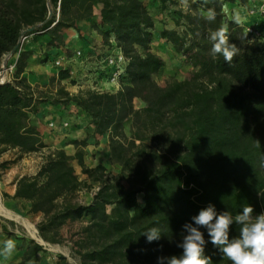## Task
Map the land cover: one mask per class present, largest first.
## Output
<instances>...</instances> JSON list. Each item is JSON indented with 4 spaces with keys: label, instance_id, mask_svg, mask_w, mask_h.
I'll list each match as a JSON object with an SVG mask.
<instances>
[{
    "label": "trees",
    "instance_id": "obj_1",
    "mask_svg": "<svg viewBox=\"0 0 264 264\" xmlns=\"http://www.w3.org/2000/svg\"><path fill=\"white\" fill-rule=\"evenodd\" d=\"M179 1L186 8L170 11L168 4ZM224 1L246 0H0V66L5 54L18 53L12 80L0 83V153L48 147L30 116L42 105L70 103L90 119L94 133L107 135L110 162L119 166L112 174L102 164L85 165L82 149L72 155L49 149L34 174L17 179L12 196L2 194L40 215L36 229L43 241L60 243L65 223L82 222L67 238L78 264H157L160 255H179L182 226L209 204L218 213L236 215L245 205L264 212V39L248 38L224 15ZM95 7L102 43L112 40L128 58L119 88L70 94L63 87L52 92L31 85L23 71L33 53L19 49L20 35L30 28L28 36L44 33L41 45L56 52L43 51L34 60L49 62L66 46L63 29L91 17ZM209 10L213 21L206 19ZM160 13L176 27H157L154 15ZM222 25L239 48L231 64L211 54L210 34ZM154 30L191 66L187 77L170 76L163 85L154 80L164 65L150 50ZM70 78L69 69L60 68L50 82ZM134 99L143 106L135 108ZM72 159L85 180L75 174ZM90 184H96L91 201L78 202L77 193ZM152 227L161 239L149 243L142 234ZM2 229L8 240L13 232ZM201 231L212 264H229L207 230ZM237 235L233 224L230 237ZM18 246L20 264L45 252L31 238ZM55 264L70 263L60 254Z\"/></svg>",
    "mask_w": 264,
    "mask_h": 264
},
{
    "label": "crops",
    "instance_id": "obj_2",
    "mask_svg": "<svg viewBox=\"0 0 264 264\" xmlns=\"http://www.w3.org/2000/svg\"><path fill=\"white\" fill-rule=\"evenodd\" d=\"M180 4L178 6L184 7V1H179ZM264 2V0H246L245 4H241L238 1H224L222 4V11L224 15L239 24L240 26L251 25L256 22L261 29L264 28V17H259L257 15H249L247 12L248 7L250 6H259L260 3ZM163 15L165 19L163 18ZM155 22L157 27L164 28H174L176 27L173 22L169 19V17L164 14H155ZM237 17H239V22H237ZM160 18H163V23L158 22ZM100 15L99 8L95 7L93 9V15L87 19H82L76 22L75 27L64 28L62 31L63 34V44L66 45L69 49H76L79 47H85L86 45L91 44H99L105 40V37L100 33L99 29L100 25ZM158 41H164V39L159 38L157 30L153 31L152 41L150 43V50L160 55L159 49L155 46ZM22 49L32 51V56L30 61L25 67L23 71V75L26 77L27 81L31 85H46L49 81L50 76H56L58 69L49 67L48 62H36L34 60L37 55L41 52L45 51L48 54H54L56 52L55 49H46L44 45H39L32 40H27ZM14 54L11 55L10 60L14 61ZM50 68V70L48 69ZM82 88V86H79ZM52 105H42L40 110L30 116V123L34 125L39 131L40 135H44L42 140L50 145V148H62L67 154L72 155L76 150L74 149V144L70 138H80L85 139L86 144L80 146L83 150V162L87 164L89 167H93L97 164L104 165L106 161L109 160V150H108V139L106 134H96L93 132V126L90 123V119L83 113H81L78 119L74 121H70V125L74 128V130L70 132L60 131L57 134H46V127L44 122L46 119L48 120L52 117V113L54 112L52 109ZM49 108V109H48ZM76 111H79L77 107H75ZM48 110L51 114H49ZM65 118V117H64ZM77 124L75 127L74 124ZM11 159L10 163L7 164L6 170V179H3V183L5 185L1 187V192L6 193L9 196H12L15 191V183L18 178L23 175L34 174L42 164V161H36L34 164L24 167L25 159ZM27 161V160H26ZM71 163V161H70ZM73 166V163H71ZM74 168V166H73ZM75 174L76 171L74 170ZM11 181L9 185L6 183ZM7 198V197H6ZM10 201H21L18 199L7 198ZM37 214V213H36ZM39 215V214H37ZM2 226H5L8 231L16 232L15 230H11L8 226L4 224V222L0 221V248L3 247V242L7 240L6 233L3 231ZM15 236H18L15 234ZM35 240V239H34ZM36 241V240H35ZM38 242V241H37ZM42 244L41 242H38ZM44 246V244H42ZM44 249L48 251V249L44 246ZM23 249L21 247L16 246L15 251L12 253L10 257L5 259L0 256V264H20L21 256ZM57 258L54 256L52 251L43 252L38 251L33 258L29 261H25L24 264H55Z\"/></svg>",
    "mask_w": 264,
    "mask_h": 264
},
{
    "label": "rangeland",
    "instance_id": "obj_3",
    "mask_svg": "<svg viewBox=\"0 0 264 264\" xmlns=\"http://www.w3.org/2000/svg\"><path fill=\"white\" fill-rule=\"evenodd\" d=\"M180 3V2H178ZM241 4H245L246 6V1L244 3L241 2ZM170 5V6H169ZM184 7L178 6L176 4H168L170 11H176L178 9H185L187 4H184ZM165 23V22H164ZM244 31V30H243ZM245 33V32H244ZM246 34V33H245ZM248 37V36H247ZM249 38V37H248ZM37 39L35 43L41 45L44 43V40L47 39V36H44V33H33L30 34L27 40H33ZM155 46L159 49L160 51V57L162 58L164 65L163 68L153 76L154 80L159 84L163 85L165 80L173 76L177 79H183L184 77H187L191 71V66L188 65L183 56L175 54L171 47L167 45L164 41H158ZM23 47V45H22ZM21 47V49H22ZM43 52L40 53V55ZM15 59L14 61L11 60V62L16 61L18 53H14ZM49 67L54 68V66L48 62ZM15 67V65H14ZM50 70V68H48ZM58 69V68H57ZM73 70H79L77 65L73 66ZM14 71V70H13ZM85 73L86 71H78L76 74L73 72L71 74V78L74 81H71L70 79L66 80H61L57 81L56 79L53 80V82H50V78L53 76H50L49 81L46 85H37L40 89L44 91H49L51 90L52 92L59 87H63L65 90H67L70 94H75L78 91H83L87 89V76H80L79 74ZM13 74V73H12ZM75 77H77V81L75 80ZM12 80V78H11ZM10 80V81H11ZM92 81V80H90ZM82 85V88H79V86ZM135 108H140L143 106V102L140 99H134L133 102ZM49 105V104H48ZM47 105V107H48ZM50 109H52L54 112L52 113V117H50L48 120L44 122L45 127L47 129L46 134H57L60 131L65 130V132H70L74 130V128L70 125V121H74L75 119H78L80 117V114L78 111H76L75 106L72 104H68L66 106L59 104V105H52ZM49 109V108H48ZM49 114L50 111L48 110ZM65 117V118H64ZM53 121L54 122V127L50 128L48 126V122ZM64 123H66L64 125ZM74 126L76 127L77 124L75 123ZM127 129V128H126ZM41 139L44 137V135H40ZM80 138L79 140H81ZM69 140H78V138H70ZM43 141V140H42ZM44 142V141H43ZM45 143V142H44ZM47 144V143H46ZM48 147H43L38 149L37 151L33 152H28V153H22L18 149H7L3 152L0 153V200L1 202L11 209L13 212L16 214L24 217L27 219L31 224L33 225V234L26 228V226L17 219H10L9 217L2 216L0 215V221L4 222L6 226H8L11 230H15L16 232H13V234L8 236V240L11 239L15 242L16 246L27 242L28 239H35L36 241L40 242L41 238L38 235L37 229H36V223L40 219V215L29 213L28 208L29 204L25 201H10V199H7L6 197H3L2 192H1V187L5 185V182L3 183V179H6V168L7 164L10 163L11 159H25L24 160V167H27L29 165L34 164L36 161H44L45 155L47 154L48 150L51 149L50 145L47 144ZM55 149V148H53ZM74 149L78 150L81 149L79 146L74 144ZM13 160V161H14ZM27 160V161H26ZM12 162V161H11ZM71 163H73L74 170L76 171V175L78 176L79 179L85 180L86 176L81 172V167L76 161V159H72ZM87 165V164H85ZM106 171H109L112 174H117L119 172V166L116 164H112L110 162V159L105 162L104 164ZM32 175V174H29ZM11 181H8L6 184L9 185ZM88 183H90L88 181ZM96 190V184H90V186L83 187L76 195V200L82 204L89 203L92 199L93 193ZM138 201L141 202L140 196H138ZM21 222V223H20ZM83 223L80 221H74V222H67L65 223L62 228H61V235L64 238V240L60 243H50L44 241L42 244L48 249V251H52L54 256L57 258L58 255H64L66 257V260L70 264H78L77 258L72 254L71 248H70V242L67 239L69 234L77 230ZM17 234L18 236H15ZM45 252L48 253L47 250H44Z\"/></svg>",
    "mask_w": 264,
    "mask_h": 264
},
{
    "label": "clouds",
    "instance_id": "obj_4",
    "mask_svg": "<svg viewBox=\"0 0 264 264\" xmlns=\"http://www.w3.org/2000/svg\"><path fill=\"white\" fill-rule=\"evenodd\" d=\"M215 12L209 10L206 16L208 21L215 19ZM239 22V17H237ZM212 41L211 54L220 55L224 61L231 64L239 53V48L229 42L228 28L222 25L210 34ZM192 222L182 227L181 239L176 246L182 249L179 255H160L157 264H212L211 257L205 255V234L207 230L211 244L218 248L229 264H264V212L254 213V207L245 205L242 211L233 215L230 211L217 212L214 205L209 204L191 218ZM233 224L238 225V235L230 237ZM147 242L161 239L158 227H152L144 232ZM162 245L160 250H162ZM16 244L9 239L3 242L0 256L7 259L15 251Z\"/></svg>",
    "mask_w": 264,
    "mask_h": 264
},
{
    "label": "built area",
    "instance_id": "obj_5",
    "mask_svg": "<svg viewBox=\"0 0 264 264\" xmlns=\"http://www.w3.org/2000/svg\"><path fill=\"white\" fill-rule=\"evenodd\" d=\"M247 12L249 15L264 17V2L260 3L259 6L248 7ZM243 30L250 39H264V28L261 29L256 22L251 25H245ZM28 37L26 31L20 35L18 41L19 49H21ZM59 50L60 52L49 62L58 69L68 68L70 75L73 72L76 74L78 71H86L79 75L89 78L86 81L87 89L96 91H116L119 88V80L127 68L128 58L115 46L112 40L109 45L95 43L86 45L84 48L69 49L65 46ZM12 54L14 53H7L2 59V64L0 66V83L10 81L12 78L15 65V63L10 60ZM74 65H77L79 70L74 71ZM75 80L77 81V77H75ZM65 124L66 123H64V125ZM48 126L53 128L55 126L54 122L49 121Z\"/></svg>",
    "mask_w": 264,
    "mask_h": 264
},
{
    "label": "bare ground",
    "instance_id": "obj_6",
    "mask_svg": "<svg viewBox=\"0 0 264 264\" xmlns=\"http://www.w3.org/2000/svg\"><path fill=\"white\" fill-rule=\"evenodd\" d=\"M0 215L2 216H6L9 217L10 219H17L20 220L25 226L26 228L31 232V234H33V225L31 224V222H29L27 219H25L24 217L16 214L15 212H13L11 209H9L8 207H6L0 200ZM20 222V223H21Z\"/></svg>",
    "mask_w": 264,
    "mask_h": 264
},
{
    "label": "water",
    "instance_id": "obj_7",
    "mask_svg": "<svg viewBox=\"0 0 264 264\" xmlns=\"http://www.w3.org/2000/svg\"><path fill=\"white\" fill-rule=\"evenodd\" d=\"M32 30V28H30V29H28V30H26V32H30ZM41 241V243H43L44 241L42 240V238L40 239Z\"/></svg>",
    "mask_w": 264,
    "mask_h": 264
}]
</instances>
